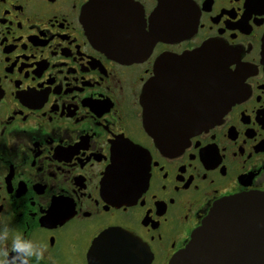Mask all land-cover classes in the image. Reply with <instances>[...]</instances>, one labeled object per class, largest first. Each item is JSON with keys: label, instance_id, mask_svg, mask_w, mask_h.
I'll return each mask as SVG.
<instances>
[{"label": "flooded vegetation", "instance_id": "af4514ba", "mask_svg": "<svg viewBox=\"0 0 264 264\" xmlns=\"http://www.w3.org/2000/svg\"><path fill=\"white\" fill-rule=\"evenodd\" d=\"M100 1L0 0V230L44 249L29 264H169L217 201L264 192V0H118L117 54L86 29ZM209 43L225 58L206 79L171 74V114L233 102L213 127L156 140L144 86ZM118 150L126 177L106 192Z\"/></svg>", "mask_w": 264, "mask_h": 264}, {"label": "water", "instance_id": "95a60500", "mask_svg": "<svg viewBox=\"0 0 264 264\" xmlns=\"http://www.w3.org/2000/svg\"><path fill=\"white\" fill-rule=\"evenodd\" d=\"M126 5L129 3L118 0L100 1L90 4L84 15L86 29L93 40L116 54L114 46L118 43H114L112 39L122 38L120 44L123 45L125 42L123 37L129 32V24L126 18L116 20L113 17L124 14L126 11L121 7ZM161 37L162 33L154 39ZM224 53L226 50L222 46L209 43L195 52L178 58L179 60L173 63L178 64L176 68L170 70L168 66L171 63L167 67L164 65L159 67L156 76L147 81L142 91L143 124L148 134L159 141H166L174 135L177 137L185 135L190 138L203 128L213 127L218 123L227 112L229 104L233 102L231 97L217 99V102L221 100V106L217 108L216 113L211 114L208 107V114L201 117L179 119L171 114L176 99L168 100L166 91L173 83L171 78L173 73L179 74V80L183 84L189 81L190 76L187 74L197 71L200 77L203 73V78H208L211 65L221 63L225 58ZM219 68L224 69L222 66ZM181 125L187 127L186 133L175 134V127ZM122 152L123 150L117 151L114 163L108 169L104 179L106 192L110 189L116 190L113 186L116 183L115 176L125 180L126 173L120 167L125 165L127 159L122 157L124 153ZM118 167L120 171L117 172ZM119 179L116 178L117 181ZM121 189V186L117 188L118 191ZM138 189L139 186L134 183L132 190ZM188 242L169 264H264V192L227 196L217 201L203 223L194 230Z\"/></svg>", "mask_w": 264, "mask_h": 264}, {"label": "clouds", "instance_id": "9594fccd", "mask_svg": "<svg viewBox=\"0 0 264 264\" xmlns=\"http://www.w3.org/2000/svg\"><path fill=\"white\" fill-rule=\"evenodd\" d=\"M11 238V244L8 241ZM9 251L14 255L9 259ZM44 255V249L35 245L31 240H26L17 235L10 237L9 229L0 230V264H29L35 257L37 260Z\"/></svg>", "mask_w": 264, "mask_h": 264}]
</instances>
